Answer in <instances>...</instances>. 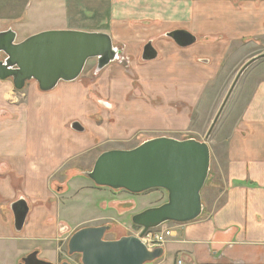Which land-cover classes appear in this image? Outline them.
Masks as SVG:
<instances>
[{"label":"crops","instance_id":"crops-1","mask_svg":"<svg viewBox=\"0 0 264 264\" xmlns=\"http://www.w3.org/2000/svg\"><path fill=\"white\" fill-rule=\"evenodd\" d=\"M9 29L16 42L44 31L105 33L129 60L141 58L143 46L151 42L156 59L165 62L164 71L177 78L175 92L188 89V96L177 100L190 107L199 99L200 86L193 80L181 88V77H203L205 86L224 62L251 61L232 89L244 75L215 147H209L203 213L191 222L161 226L170 228L173 237L161 246L162 257L148 264H264V0H0V32ZM175 30L192 34L195 43L178 47L166 37ZM108 70L59 82L49 92H41L35 82L16 91L11 80L0 81V264L20 263L35 251L39 259L59 264L75 231L108 224L102 216L69 226L68 194L52 191L68 189L71 195L82 190L83 173L95 161L88 170H68V159L115 139L100 124L81 123L91 115L100 121L97 104L110 108L91 98L93 92L102 94L100 85L115 87L101 81ZM73 122L84 131L65 132ZM19 200L25 201L27 215L16 231L11 206Z\"/></svg>","mask_w":264,"mask_h":264},{"label":"water","instance_id":"water-1","mask_svg":"<svg viewBox=\"0 0 264 264\" xmlns=\"http://www.w3.org/2000/svg\"><path fill=\"white\" fill-rule=\"evenodd\" d=\"M178 47L195 43V37L185 30L166 34ZM121 53L109 35L99 32L73 30L44 31L16 42L12 30L0 32V81L11 80L16 91L27 83L35 82L41 92L53 90L59 82L78 79L89 60H95L93 74H98L113 63ZM157 53L151 42L142 48L141 60L153 61ZM246 63L238 72L218 113L212 121L206 138L216 121ZM107 106L106 103H101ZM109 107V106H108ZM71 129L83 132L84 128L73 122ZM211 165L210 149L206 141L193 138L178 140L161 136L147 139L132 149H112L102 152L91 170L83 176L95 186L131 194L160 189L166 192V201L138 212L131 217L133 225L140 227L139 235H127L107 240L109 225L84 227L75 231L67 242L68 255L79 254L81 264H148L163 255V248L150 249L141 238L152 229L166 223H187L196 220L204 210L201 191ZM14 228L21 231L27 215L24 200L11 206ZM19 264H52L31 252ZM61 264H69L62 262Z\"/></svg>","mask_w":264,"mask_h":264},{"label":"rangeland","instance_id":"rangeland-1","mask_svg":"<svg viewBox=\"0 0 264 264\" xmlns=\"http://www.w3.org/2000/svg\"><path fill=\"white\" fill-rule=\"evenodd\" d=\"M8 15L13 16L15 14H7L6 16ZM121 55L120 53L113 63L96 74L101 76L105 69H109V73L103 75L101 81L105 79V82H114L116 88L110 85L111 89H108L107 86L100 85L102 94L91 93L94 103L101 99L107 102L110 108L101 107L97 104L98 110L100 109V121L97 122L94 115L81 121V123L86 124V127H88L87 123L104 126L105 130L115 133V139L97 143L93 148L85 149L76 156L70 157L67 162L68 170H74L75 168L88 170L99 153L111 149H132L143 142L144 139L152 136L165 135L178 140L193 138L198 141H206L209 147H213V145L215 147L219 128L226 122V116L231 110L238 87L243 84L244 75L232 91L208 138H206V133L238 72L245 64L244 62H239L236 66L235 63L231 65V62H224L220 69L221 72L219 70L215 77L211 79V82H207L205 86L206 82H204L203 77L197 75L195 77H181L179 82L181 88L186 89L189 82L193 80L200 86L199 99L195 105L190 107L177 100V97H180L181 100L185 96L187 97L188 89L184 90L185 93L182 94L175 92L172 82H175L177 78H172L164 71L165 62L163 63L162 58L156 59V61L144 62L139 56L129 60L127 56ZM2 58L3 56L0 55V59ZM95 66V60H89L80 77L82 74L93 71ZM158 70L161 75L155 76ZM249 70L250 67L245 70V76ZM197 73L199 72L197 71ZM143 123H147L152 127L148 128L153 130L143 128L141 126ZM65 132H74L70 128V123L65 126ZM69 175L70 172H67L66 176ZM81 179L84 181L82 190L76 194L70 195V192H67L69 190L63 188L57 189L54 187L52 191L60 195L68 194L65 199L68 205L66 215L69 226L79 222H91L95 218L107 216L106 222L110 227L109 232L105 235L107 240H114L127 235H139L141 229L132 224L131 217L138 212L159 206L166 201V192L160 189L140 194H131L124 190L114 191L108 188V190L105 189L106 191L100 192L87 188V186H93L92 181L86 177ZM209 181H206L201 191L202 202L207 196ZM161 230L163 229L159 231ZM170 231L172 233V230ZM153 232L151 231V233ZM171 237H173V234L167 238L163 245ZM62 261L69 264H81L80 255H68L67 248L64 249V255L60 256L59 264Z\"/></svg>","mask_w":264,"mask_h":264},{"label":"built area","instance_id":"built-area-1","mask_svg":"<svg viewBox=\"0 0 264 264\" xmlns=\"http://www.w3.org/2000/svg\"><path fill=\"white\" fill-rule=\"evenodd\" d=\"M123 59V58H122ZM128 59V58H127ZM160 227L156 229L149 230L142 238V242L149 247L150 249L161 247L163 243L167 240L168 237L172 235L169 229H163L161 231ZM151 231H154L151 233ZM178 264H183L182 261H179ZM186 264H193V263H186Z\"/></svg>","mask_w":264,"mask_h":264},{"label":"flooded vegetation","instance_id":"flooded-vegetation-1","mask_svg":"<svg viewBox=\"0 0 264 264\" xmlns=\"http://www.w3.org/2000/svg\"><path fill=\"white\" fill-rule=\"evenodd\" d=\"M0 60H1V59H0ZM67 252H68V250H67ZM62 262H64V261H62ZM62 262H61V263H62ZM61 263H60V264H61Z\"/></svg>","mask_w":264,"mask_h":264}]
</instances>
